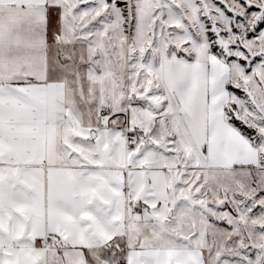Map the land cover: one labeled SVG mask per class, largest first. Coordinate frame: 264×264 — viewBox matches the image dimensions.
Wrapping results in <instances>:
<instances>
[{"label": "snow or ice", "instance_id": "snow-or-ice-1", "mask_svg": "<svg viewBox=\"0 0 264 264\" xmlns=\"http://www.w3.org/2000/svg\"><path fill=\"white\" fill-rule=\"evenodd\" d=\"M0 264H264V0H0Z\"/></svg>", "mask_w": 264, "mask_h": 264}]
</instances>
